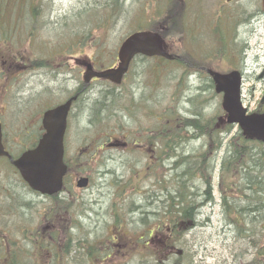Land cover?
Returning a JSON list of instances; mask_svg holds the SVG:
<instances>
[{
    "label": "rangeland",
    "instance_id": "obj_1",
    "mask_svg": "<svg viewBox=\"0 0 264 264\" xmlns=\"http://www.w3.org/2000/svg\"><path fill=\"white\" fill-rule=\"evenodd\" d=\"M93 1L31 0L29 6L38 11L41 21L35 24L32 20L25 19L26 21L22 20L20 23L16 21L15 23L12 22L13 19H7L6 28L0 31V33H4L0 36V121L3 123L6 142L15 148L16 152L23 150L35 140L38 120L43 112L62 102L69 91L79 84V80L82 78L81 75L79 77L81 71L77 68L73 69L75 61L72 58L78 57L79 62H87L92 58L98 69L114 65L118 46L127 37L132 27L136 26L138 22L136 18L139 17L137 13L140 10L143 11L144 6L150 8L149 11L146 10L145 14L148 15L149 21H152L151 18L155 16L154 20L160 25L159 30L164 27L168 28L169 24L176 25L177 22L178 25L184 27L185 38L182 40L179 34L172 32L169 34V30H166L165 36L167 37L164 44L172 55H176L172 53L173 51H178L179 56L186 54L189 58L192 56L191 54L205 50L215 53L216 59H220L221 56V65L211 63L213 66L211 69L214 71L219 72L221 69L223 72L227 68L229 69L226 71L238 66V69L243 67V106L252 111L258 105L264 94V0H172V3L168 0H148L147 2L146 0H124L126 10L118 23L110 29V33L107 32V29L99 31L95 20L91 26L83 25L84 20L80 19L81 12ZM166 3L170 4L167 11ZM15 7L19 9L20 16H22V10L25 8ZM178 14L184 17L183 21L179 19L180 15L175 19L174 15ZM75 17L79 18L78 22L74 20ZM143 17L145 18V16ZM169 17L172 20L167 22ZM23 23L24 26L27 25L28 32H33L32 44L28 43L31 46L29 50H26V42H21L22 39L27 40V35H30L24 31ZM60 23L63 26L60 27ZM213 24H215L214 30L217 25H221L220 41L209 35L208 27ZM145 25L149 28L148 21L145 22ZM193 25L201 29L196 45L193 42L198 33L192 34L191 37L189 35ZM87 34L90 35L89 38L85 37ZM74 41L79 48L76 51L77 54L70 47V43ZM233 51H235L234 54ZM235 54L239 63L233 65ZM195 59L197 62L204 61L198 60L196 56ZM133 66L126 77L122 90H142L143 92L148 90L150 93L148 97H151V101L155 102L157 99H161L158 104L153 106L158 108L156 109L157 113L161 112L165 106L172 107L167 106L169 105L167 101H170L171 95L174 97L178 93L172 92L171 83L159 79V85L162 83V86L166 88H163L156 97V91L145 88V81L151 80L149 72L143 70L144 67L137 61ZM165 71L166 79L172 81L177 78L178 80L180 72L175 67H167ZM152 83L154 84V82ZM92 86L94 88H91L90 91L102 97L104 107L108 108L111 102L110 98H105V96L110 97L113 91L110 90L104 94L100 92L107 89L108 83L95 81ZM193 93L191 92L187 96L190 97ZM137 94L138 92H136L138 98ZM141 97L143 98L144 94H141ZM218 102H220L219 97H214L213 105L210 111L209 109L207 111L212 114L215 111L216 114L217 108L215 107ZM114 107L120 113H130V109L127 110L122 102ZM180 109L182 113L186 111L184 106H180ZM262 109L264 110V108ZM144 113L137 111L136 117H131L128 120L129 142L134 138L145 140L149 135L154 118H151L149 114L144 115ZM84 114V110H80L79 107L76 110L74 108L71 111L69 129L67 130L66 152L67 159L71 162L67 181L69 184L71 181L74 185L79 177L76 175L80 171L79 164L74 162L77 158L74 154L80 152L84 142L88 144H91L92 141L96 142L95 138L84 135L90 131V128L81 130L89 124V119H86ZM93 115L94 112L89 116L94 121ZM141 115H144V119ZM107 125L113 126L114 121H110ZM95 126H97L96 123ZM97 130L95 127L94 132L97 133ZM149 148H151L150 145L145 144V147L139 149L138 154L123 155L120 162L113 155L114 162L108 165L105 173H100L104 169H99L100 172L92 170V187L86 190L87 193L74 187V198L79 200L78 208L87 210L90 217L89 219L83 217L78 226L80 230H71V233L76 234L78 238L94 242V246L97 247V250H102V254H97V252L93 261L87 262L85 257L79 253L66 261L65 264H154L156 259L169 264L178 260L181 264H261L263 259L256 260V250L246 247L239 237H235V233L232 231L233 226L229 225L225 213L221 209L217 187L219 165L223 155L221 151L218 153V161L214 166L212 179L214 202L200 208L195 219L196 226L187 232L183 239L176 240L173 236L163 232L162 227L164 226L161 227L160 224L164 219L163 216L158 218L157 222L148 225L138 222L139 217L143 219V216L137 213L131 214L130 203L134 201L136 204H142V196L157 193L161 190V185L164 187L170 185L167 181L170 173L165 171L168 168V163L163 168V164H159L157 157L148 151ZM145 154L151 156V159L144 157ZM154 157L156 158V172L152 171L153 168L149 169V166L153 165L155 161ZM0 165V185L5 184L6 181L15 184L14 173L1 162ZM160 181H165V183L161 184ZM195 185L198 188L197 193L200 194L198 183L195 182ZM17 191V198L26 204V190L18 186ZM36 200L34 199L33 204ZM82 200L86 205L81 204ZM40 201L37 208L32 209V215L29 213L28 218L34 226L32 232L46 235L48 240L46 226L49 222L37 213L41 207ZM116 210L117 215L123 221L119 227H117V217L114 215ZM64 216L68 222V216ZM167 218V222L172 219L170 216ZM13 220H16L17 224L11 228V231L19 232L18 228L23 223L12 216L9 227ZM150 229L155 236L153 235L154 238L150 241V250L147 251L148 239L145 237ZM1 230L10 231L6 224L1 225ZM17 238L24 239L18 233L14 240L17 241ZM107 240L110 242L105 244L106 248L113 245L112 241L115 246L113 250H106V253L101 246ZM46 251H49V248L43 252L40 248H34L31 254L34 263L33 261L29 263L28 252L19 255V258L22 261H28V264H44L43 261L50 260V257L54 255L53 253H44Z\"/></svg>",
    "mask_w": 264,
    "mask_h": 264
},
{
    "label": "trees",
    "instance_id": "obj_2",
    "mask_svg": "<svg viewBox=\"0 0 264 264\" xmlns=\"http://www.w3.org/2000/svg\"><path fill=\"white\" fill-rule=\"evenodd\" d=\"M30 1L31 0H0V31L6 28L7 19H13L12 22L15 23L16 21L20 23V21L25 19H30L35 24L41 21L38 11L32 7L30 8ZM147 1L148 0H146V2ZM168 1L172 3V0ZM15 6L25 8L22 10L24 16H20L21 12ZM166 6L167 11L170 4L166 3ZM84 8L88 10L83 9L81 12L80 19L84 20L83 25L89 24V26H91L95 20L99 31L107 29L109 33L110 29L118 23L126 10L124 0H94L89 6H85ZM149 9L150 8L147 6H144L143 11L140 10V12L137 13L139 17L136 18V21L138 22L136 26L132 27L129 34L140 30L160 32V25L154 20L155 16L151 18L152 21H149L148 15L145 14L146 10L149 11ZM179 15L180 14L174 15L175 19H177ZM143 16H145V18ZM179 19L183 21L184 17L180 15ZM74 20L78 22L79 18L75 17ZM171 20V17L167 18V22ZM146 21L149 23V28L145 25ZM184 23L186 22L184 21ZM60 24V27L63 26L62 23ZM22 25L25 29L24 31H26L27 34L30 33V35L26 34L27 40L22 39L21 42L25 41L26 44H28L32 39L31 36L33 32H28L27 25L24 26V23ZM91 29H93V27H91ZM164 30L165 31L160 32L164 39L167 37L165 36L166 30H169V34H171V32L177 33V35L179 34L181 40L185 38L183 34L185 32L184 27L178 25V22L176 25L169 24V27H164ZM85 37L89 38L90 35L87 34ZM70 47L73 48L72 51H77V49H79L75 41L70 43ZM172 53L178 54V51H173ZM184 55L186 56V54ZM141 60L140 56H138L134 63L136 61L138 63L139 61L141 63L145 61V59ZM160 61L162 64L161 66L158 64L157 69H154L155 65L152 59H149L147 62L151 80L149 79L148 82L145 81V88L154 85L156 87L154 91H156L157 97L158 93H160L163 88H166L162 86V83L159 85V79H164L169 84L171 83L172 92L178 93L177 96L174 97L171 95L170 101H167L169 103L167 106L172 107L167 108L165 106L161 112L157 113L156 109L158 108L153 106L158 104L161 99H157L155 102L151 101V97H148L150 93L146 90L140 93L144 94L143 98L133 97L132 92L124 90L120 91L122 94L118 93V91H113V94L109 97L111 104L108 108L104 107L105 105H103V103L100 104L104 102L102 97L97 96L95 98L90 96L85 98L81 95L79 102L76 103L75 109L79 107L80 110H84V115H86V119L88 118L89 120H91V114L96 112V116L93 117L95 120L87 124V126L92 128L97 127V136L127 132L128 120L131 117L135 118V113L137 111L145 112L144 115L149 114L151 118H154L153 126L150 129L149 135L146 137V141L150 143L153 150H155L154 155L157 157L159 164H163L164 168L166 163H168V168L165 171L170 173L169 179L167 180L170 185L168 187L161 185V190L157 193H149L142 196V204H136L132 201L130 203V213L141 214L143 219L139 217L138 222L145 225L157 222V219L163 216L165 220L163 219L160 222L161 227L162 225L165 227H162L163 232L173 236L174 239L179 241L184 238L187 232L196 226L195 219L200 208L214 202L212 182L214 166L217 163L216 161H218V153L220 151L223 152L219 165L217 182L221 209L224 211L225 218L229 225L233 226L232 231H234L235 237H239L246 244V247L254 248L257 255H255L256 260L261 261L260 259H263L261 261V264H263L264 143L245 139L238 129L235 130L234 126L227 124L220 102H218L215 107L217 108L216 114L215 111L213 114L207 111V109L210 111L213 105V98L218 97L214 92V84L211 77L207 76L204 78L205 80L202 81L204 86L200 89L191 87L189 81H186V78H178V80L174 78L172 81H169L165 78L166 74L164 72H166L165 69L167 67H172V64L162 59H160ZM143 64L144 62L142 66ZM209 67H211V65ZM143 70L147 69L144 68ZM152 82H154V84ZM191 92H194L193 95L188 97L187 95H190ZM120 102L126 106L125 108L127 110L130 109V113H120L116 110L114 106ZM180 106L186 107L184 113L181 112ZM144 115H141L143 119ZM110 121H114L113 126L107 125ZM95 123L97 126H95ZM154 133H159L160 136L155 138L153 137ZM145 157L148 158L147 156ZM152 171L156 172L155 168H153ZM195 182L198 183L200 187V194L197 193L198 188ZM126 183L132 186V184ZM160 183L163 184L165 181H160ZM68 190L70 189L67 187V191ZM63 193L64 191L60 196L50 198L49 203L50 207H54L52 213L55 215L56 219L58 216L62 218L64 224L63 231L65 230V235L61 237L54 233V235L52 233L50 234L52 245L49 247L48 254L53 253L54 255L50 257L49 264H58L59 262L60 264H65L66 261L79 253L85 257L87 262L90 260L93 261L92 259L96 256V253L102 254V250H97V247L93 244L94 242L91 243L90 240L85 238H78L76 234L71 233V230H80L78 227L80 220L82 221L83 217L89 219L90 213L83 208L80 209L78 213L77 199L74 198V194L70 192L69 195H65V193ZM61 204H64V208ZM59 205L63 208L61 212L59 210ZM89 211L91 210L89 209ZM64 215L68 216V222H66ZM114 215L117 217L116 222L118 223L117 227H119V224L123 223V221L117 215V210ZM167 216L172 218L169 222H167ZM6 226L11 230L7 224ZM2 232L3 234H7L8 245L12 243L11 245L14 249V252H11V258L7 261L3 259L2 264H28V261H22L19 255L28 252V259H30L32 258L31 254L34 248L37 247H33V243L26 241L27 233L22 235L24 239L17 238V245L12 242H16V240H14L16 233L4 230H2ZM34 235L36 236V234ZM153 235L155 236L150 229L145 237V239H148L147 251L150 250V241L154 238ZM112 243L115 245L114 241H112ZM28 247H32L31 250H29ZM101 247H103V245ZM5 251L4 249L3 253H5ZM154 264L169 263L156 259ZM172 264L181 263H179L178 260L173 261Z\"/></svg>",
    "mask_w": 264,
    "mask_h": 264
},
{
    "label": "water",
    "instance_id": "obj_3",
    "mask_svg": "<svg viewBox=\"0 0 264 264\" xmlns=\"http://www.w3.org/2000/svg\"><path fill=\"white\" fill-rule=\"evenodd\" d=\"M160 56L170 59L163 48V39L154 32H136L128 36L120 45L117 53L118 64L114 68L100 72L89 65L84 74V83L92 78L108 80L120 84L127 73L131 60L136 55ZM215 85V92L222 95V109L226 113L228 124L239 128L248 140L264 142V113L247 114L241 103V77L238 72L218 74L208 71ZM76 96L44 113L42 125L45 133L37 146L25 152L12 165L19 171L28 186L42 194L54 195L62 189V180L66 173L63 164L64 135L67 127V115ZM264 102V96L261 100ZM0 125V156H7L2 142ZM86 179L78 182V187H85Z\"/></svg>",
    "mask_w": 264,
    "mask_h": 264
},
{
    "label": "flooded vegetation",
    "instance_id": "obj_4",
    "mask_svg": "<svg viewBox=\"0 0 264 264\" xmlns=\"http://www.w3.org/2000/svg\"><path fill=\"white\" fill-rule=\"evenodd\" d=\"M214 28H215V24H213V26H211V27L209 26L208 31L212 32L214 34V36H216L218 38V39H216L217 41H220L221 40V25H217L215 30H214ZM196 32L198 33V36L195 39V41L193 42V44H195V45L197 43L196 41L198 40L199 34L201 33V29H199L198 27L193 25L189 31L190 37L192 34L195 35ZM191 40H193V39H191ZM202 54H204V56L206 57L204 59V61H202V62H197L195 59V56L197 58L202 57V55L199 53L191 54L192 56L189 58L187 56H182V55L179 56L178 54H176V55H173V58L171 60H168L171 64H173L176 67H179V68L186 67L185 70L183 71L182 78H186V81L190 80L191 81L190 82L191 87H194L197 89H200L202 86H204V83H202V81L205 80L204 78L207 77L206 70L208 68H210L209 66L211 65V60L214 61V59H210L209 58L210 56L207 55L205 52H202ZM76 59H78V58H75V60ZM140 59L143 60L146 58L140 57ZM153 60H155L154 69H157L158 64H160V59L153 58ZM215 60H216L217 64L221 65V56H220V59H215ZM77 63L79 65L76 67H78L80 69L83 66L85 67L88 65V62H83V61H81V62L78 61ZM130 68H132V64H131ZM240 70H241L240 72L244 74V68L240 67ZM219 71L221 73V69H219ZM95 81L96 80H94L92 82H95ZM147 87L150 89H153V90L156 88L154 85H150ZM89 88H94V86L87 85L84 88H82L80 85H77L74 88L73 93L79 94V98L74 103V105L79 102L81 95L84 96L85 98L90 97V96L91 97L93 96L95 98L97 97V95L95 93H92V91H90ZM114 88H119V87H114L112 85H109L107 87V89L102 90L100 92H102L103 94L105 92L108 93V92H110V90L114 91ZM83 91L88 92V94L82 93ZM129 91L133 93V95H132L133 97H136V92H138V94H137L138 97L142 98L141 94H140V92L142 90H140V91L139 90H137V91L129 90ZM89 93H91V95ZM106 97L109 98L108 96H106ZM102 103L104 104V102H101L100 104H102ZM70 115H71V112L69 113V120H70ZM95 116H96V112H94L93 117H95ZM91 120H92V118H91ZM88 123H90V120ZM68 126H69V124H68ZM38 133H39V135L41 134V128L40 127L37 129L35 134H38ZM159 136H160L159 133H154V135H153V137H155V138H158ZM129 137H130L129 134H127V135L124 134L122 136H116L115 134L97 136V134L95 133L93 138L96 139V142L92 141L91 144L84 142L83 145L81 146L80 152L79 153L76 152L74 154V156L76 155L75 157H77V158H75L76 161H74V162H77L79 164V167H80L79 173H83L84 176H86L89 180L87 189H90L92 187V182H93L92 181V177H93L92 176V172H93L92 170L98 171L99 169H104L103 172H105L107 170L108 165L114 162V156L113 155H115L117 157V160L120 162L122 160L123 155L131 154L132 151L139 150L143 146L145 147V144H149L151 148H149L148 151H150V153L151 152L154 153L155 150H153L152 145L146 141V138H145V140L144 139L141 140L139 138H134L131 142H129L128 141ZM39 138H40V136H38L37 140H39ZM104 138H106V139H104ZM37 140H36V142H37ZM36 142L34 144H36ZM2 143H3L5 151L8 152L9 157H0V162L2 163V161H4L8 165H10V167L12 168V172L14 173L15 178H16V181H15L16 185L14 184V182H9V181H6L5 184L0 185V264H2V261H3L4 243L8 244V242L5 241L2 237L3 235L7 236V234H3L2 230H1V225H3V223H6L9 226V221L12 218V216H15V218L17 220L21 219L23 217L27 218L29 216V211L32 210V208H33L34 199H37V201L41 200L45 204V207H43V209L40 213H41V215L46 216L47 222H49L48 215H49V211H50L49 198L40 196L39 194L31 191L27 187V185L20 179L19 174L16 171V169H14L11 166V160L17 159L19 157V155H21L22 151L16 152L14 150L15 148H12V146L9 145L8 142H6V139H4V136H2ZM34 144L31 146V148L34 146ZM119 152H121V153H119ZM155 157H154L155 161L153 162V165L149 166V169L156 167V158ZM148 158L151 159V156H148ZM64 163L67 166L66 177H68V175L70 173L71 162L69 159H67L66 147H65V153H64ZM0 167H1V165H0ZM0 174H1V169H0ZM66 177H65V179H66ZM64 183H65V185H64L63 191H64L65 195H69L70 190L67 191V184L65 181H64ZM18 186H20V187L22 186L26 190V193H27L26 204L17 198ZM71 186L74 187L73 184H71ZM79 191H82V190H79ZM82 192H86V190H84ZM29 195H30V198H29ZM59 203H63V202H59ZM61 205L64 208V204H61ZM61 205H59L60 212L63 210ZM16 214H18V215H16ZM55 221H56V224L54 223L53 227L51 229H54L58 232H61L63 230L62 218L60 216H58ZM10 228H14V226L12 225V221L10 222ZM46 228L48 229V228H50V226L47 225ZM6 248L7 247L5 246V249ZM11 251H12L11 248H9L8 251H5V253H6V257L4 258L5 261H7V254L11 255ZM10 258H11V256H10Z\"/></svg>",
    "mask_w": 264,
    "mask_h": 264
}]
</instances>
